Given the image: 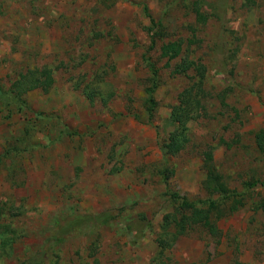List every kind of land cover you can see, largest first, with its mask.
<instances>
[{
	"label": "rangeland",
	"instance_id": "374dc122",
	"mask_svg": "<svg viewBox=\"0 0 264 264\" xmlns=\"http://www.w3.org/2000/svg\"><path fill=\"white\" fill-rule=\"evenodd\" d=\"M260 131L264 0H0V264H264ZM183 197L220 202L217 234H176Z\"/></svg>",
	"mask_w": 264,
	"mask_h": 264
},
{
	"label": "trees",
	"instance_id": "16d2710c",
	"mask_svg": "<svg viewBox=\"0 0 264 264\" xmlns=\"http://www.w3.org/2000/svg\"><path fill=\"white\" fill-rule=\"evenodd\" d=\"M198 13H200V16L203 17V14H201L200 10H197ZM152 21H154L152 19ZM155 41L153 40V43ZM182 51L181 45L178 44L176 41L168 42L163 44L162 46V56H169V59H173L176 56H178ZM150 65L152 66L153 63L150 62ZM180 67H184L181 69ZM152 84L149 88H147V101L146 103L150 106V109L154 107L155 104V98H154V92L156 91L159 82H158V70L157 68L153 65L152 66ZM186 70V66H179L177 67L176 71L178 72H184ZM45 78L43 80L40 79H35L34 77H31L32 75L30 73H25V74H20L18 78L14 81L12 88L13 90L19 91L18 93H23L27 92L30 89H34L37 87H41L44 90H48L50 86L52 85L54 78L53 74L51 71H44ZM43 74V75H44ZM91 94V93H90ZM92 95V94H91ZM90 95V96H91ZM111 95H115L111 93ZM187 95V94H186ZM189 95H191L189 93ZM188 95V99L190 96ZM198 100H196L197 102ZM199 102V101H198ZM197 102V103H198ZM190 108V107H188ZM185 112L184 109L182 110L180 106H178L175 110V114L172 115V122L174 123H179L182 126V129L180 130L179 133H173L172 136V141L168 144V148L172 153H176L179 150L183 148L184 143L187 141V136H186V127L183 128V124L187 121L186 118L183 116H178L177 112L179 111ZM183 114V113H182ZM187 119L189 117H194L193 113L191 111H188V114H185ZM256 141L259 146V148L264 151V131H260L256 134ZM206 157H207V162H206V168H208L209 174L212 177L211 181V188H214L215 190L221 192L223 194L224 201L225 200H232L231 201V206L229 208V211H236L239 209L240 206L244 205V201L242 199H238L237 196L235 195L234 192H232L228 186L225 184V182L222 179V175L219 174L217 169H215L213 162H214V156L212 151H207L206 152ZM250 186H255L256 183H249ZM180 211L178 210V215H181L180 219L177 220V230L176 234H183L187 231L189 225H194V224H200L201 226H204L210 230V233L212 234H217L218 231V226L216 223V220L225 216L226 213L223 208H220V202L216 199L213 198H208L202 204H198L195 201H191L187 198H182L180 204ZM263 207H264V202H263ZM214 214L216 217L214 218ZM170 216H167L166 219L169 220ZM158 243L161 247L166 246V240L164 236L160 237L158 239Z\"/></svg>",
	"mask_w": 264,
	"mask_h": 264
}]
</instances>
